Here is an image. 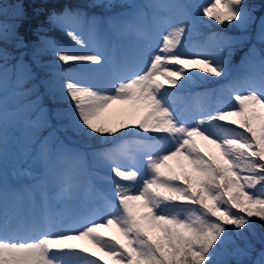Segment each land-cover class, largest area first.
<instances>
[{
	"label": "snow or ice",
	"instance_id": "obj_1",
	"mask_svg": "<svg viewBox=\"0 0 264 264\" xmlns=\"http://www.w3.org/2000/svg\"><path fill=\"white\" fill-rule=\"evenodd\" d=\"M91 6L116 7L112 0ZM197 7L221 26H255V43L243 77L198 94L225 101L189 111L181 90L228 76L234 45L252 39L214 32L200 50L184 52L186 36L207 23L194 17ZM121 8L104 18L71 6L49 13L48 24L79 46L40 39L33 48L51 107L27 86L31 66L21 56L10 68L0 48V264H249L253 252L250 264H264V237L257 252L247 235L253 218L264 223V47L257 48L264 15L245 0H129ZM11 39L24 46L15 29L0 28V41ZM49 50L56 61L42 63ZM74 64L90 74L71 71ZM116 103L139 119L110 125L102 116ZM125 136L139 139L92 151L74 146ZM10 155L30 161L11 180ZM110 227L118 235L102 231Z\"/></svg>",
	"mask_w": 264,
	"mask_h": 264
},
{
	"label": "rangeland",
	"instance_id": "obj_2",
	"mask_svg": "<svg viewBox=\"0 0 264 264\" xmlns=\"http://www.w3.org/2000/svg\"><path fill=\"white\" fill-rule=\"evenodd\" d=\"M23 2H27L26 9L23 8ZM93 0H0V28L7 27L9 33H12L13 29L18 32L19 36L23 38L24 46H18V41L16 39H11L9 42L5 43L4 41H0V48H6L10 54V58L8 61L9 67L11 68L14 65L18 58L21 56L25 63L31 66L32 72L34 73V79H32L28 87L36 86L38 89L39 95L43 97V103L49 107H51V103L49 97L45 94L44 85L41 81L45 78V69L38 67L37 64L33 60V48L37 45L40 39H47L53 42H59L66 47L71 48H79V46L75 45V42L71 41L70 38L67 37L66 33L62 30L55 29L48 24L47 18L50 12H60L64 8L71 6L74 9H80L87 16L96 15L97 17L104 18L112 12H119L122 10L121 5H127L129 0H112V2L116 5V7L111 9H106L102 7H92ZM135 3H140L142 0H134ZM186 2L195 4L198 6H203L207 3V0H186ZM245 2L255 8V15L259 18L264 15V0H259V3H256L253 0H245ZM40 6V7H39ZM39 7L44 12L36 11V20H32L30 15L31 11L37 9ZM261 7V8H260ZM47 11V9H49ZM57 8V9H56ZM28 11V12H26ZM27 14H26V13ZM194 17H198L199 19L207 22L206 24H201L196 32H193L191 35L186 36L183 41L182 50L186 53H191L200 50L199 46L204 44L208 37L212 33H223L229 37H245L251 36L250 40H238V42L234 45L233 55L231 57V69L229 75L223 78L210 77L207 83H199L193 84L189 87L181 90V96L183 97V106L191 111L198 104L196 101L199 96L198 94L205 92L208 89H219L226 85L228 82L236 79L237 77H243L246 74L248 69L244 64V56L248 51L249 47L255 43V26L248 32H244L232 25H218L214 22H210L208 17L202 16V7H197L193 9ZM28 15V16H27ZM35 24V26L33 25ZM234 23V22H233ZM82 32L84 34V38L86 40L89 39V28L87 22L82 25ZM131 39V38H129ZM264 46L257 44V48H262ZM40 61L42 63L55 62L56 57L51 50H49L45 55L40 57ZM67 67V66H63ZM71 71L78 72L83 76L87 77L90 73L88 72V68L82 66L80 64H74L71 68ZM175 91V89H171ZM34 98V97H33ZM225 97L214 94L210 97H205L200 100L201 104L216 106L225 101ZM121 105V109L116 111L105 112L102 116V119L108 122L110 125H118L121 121H127L129 123H134L139 119L138 115H133V113L128 110L127 105ZM66 106V105H61ZM114 106V104H113ZM112 108V106L110 107ZM112 110V109H111ZM56 122L53 120V126H55ZM44 134H47L46 132ZM63 135V134H61ZM119 137V134H117ZM76 139V138H74ZM137 136H125L120 137L114 142L104 143L102 139H95L88 141L87 144L80 142L77 140L74 146L79 147L82 151H92L100 148H112L115 145L120 144L122 141H133L138 140ZM131 150H136V145H130ZM177 171H179V167L175 161L169 162ZM30 164L29 160H22L20 157L15 155H10L7 161V172L8 178L17 179L14 176V172H18L21 169L28 168ZM95 172L99 173L100 176L112 175L108 169L105 168H97L94 169ZM20 182L27 183L28 178L20 176L18 177ZM94 184L97 187H107V183L103 180L94 179ZM235 211V210H234ZM255 229L254 235L247 234L248 239L254 244L256 251L258 252L261 247V238L264 237V223L259 222L256 218H253ZM106 235H118L116 229L110 227L108 229H102ZM87 241V240H86ZM89 242V241H87ZM237 243L241 246L244 245V240L237 239ZM83 247L89 248L90 251H96L97 255L100 256V253L96 248L92 246L89 242L83 243L81 245ZM256 253L253 252L252 256L246 258V260L250 264V260L255 258Z\"/></svg>",
	"mask_w": 264,
	"mask_h": 264
},
{
	"label": "trees",
	"instance_id": "obj_3",
	"mask_svg": "<svg viewBox=\"0 0 264 264\" xmlns=\"http://www.w3.org/2000/svg\"><path fill=\"white\" fill-rule=\"evenodd\" d=\"M253 1L256 3V5H257V3H259V0H253ZM22 4H23V8L26 9V6L28 5L27 2H23ZM39 7H40V6H39ZM39 7H37V9H39V10L34 9L33 11H31L32 14L30 15V17H32V18H31L32 20H36V15H37V14H35L36 11H40L41 13L44 12V11L41 10ZM260 8H261V7H260ZM56 9H57V8H56ZM49 10H50V8L47 9V11H49ZM26 12H28V11H26ZM26 12H25V13H26ZM26 14H27V13H26ZM27 16H28V15H27ZM33 25L35 26L34 23H33Z\"/></svg>",
	"mask_w": 264,
	"mask_h": 264
},
{
	"label": "bare ground",
	"instance_id": "obj_4",
	"mask_svg": "<svg viewBox=\"0 0 264 264\" xmlns=\"http://www.w3.org/2000/svg\"><path fill=\"white\" fill-rule=\"evenodd\" d=\"M120 109H121L120 103H116V104H114V106L112 105V108H109L106 112L107 113L110 112V111H116L117 112V110H120ZM75 243L82 245L83 244V240L75 241Z\"/></svg>",
	"mask_w": 264,
	"mask_h": 264
}]
</instances>
